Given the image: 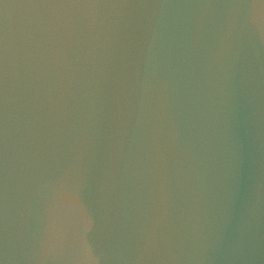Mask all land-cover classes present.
<instances>
[{
  "label": "water",
  "instance_id": "obj_1",
  "mask_svg": "<svg viewBox=\"0 0 264 264\" xmlns=\"http://www.w3.org/2000/svg\"><path fill=\"white\" fill-rule=\"evenodd\" d=\"M0 264H264V0H0Z\"/></svg>",
  "mask_w": 264,
  "mask_h": 264
}]
</instances>
